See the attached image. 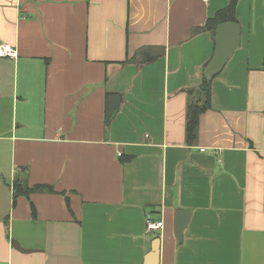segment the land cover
Instances as JSON below:
<instances>
[{
    "label": "crops",
    "instance_id": "1",
    "mask_svg": "<svg viewBox=\"0 0 264 264\" xmlns=\"http://www.w3.org/2000/svg\"><path fill=\"white\" fill-rule=\"evenodd\" d=\"M229 2L0 0V264H264V0H239L241 45L186 139ZM13 177L56 193L14 206Z\"/></svg>",
    "mask_w": 264,
    "mask_h": 264
},
{
    "label": "trees",
    "instance_id": "2",
    "mask_svg": "<svg viewBox=\"0 0 264 264\" xmlns=\"http://www.w3.org/2000/svg\"><path fill=\"white\" fill-rule=\"evenodd\" d=\"M239 0H230L229 5L218 11L213 19L208 21V26L212 27L211 33L215 36V31L218 25L222 23H236L237 22V7ZM213 80L208 81L203 75L202 83L199 87L193 89L191 100L187 107V122H186V139L187 143L192 146L195 145L199 135V125L201 116L212 107V83ZM127 160H123L126 162ZM34 193H56L54 188L49 185H37L32 188L27 187L20 178H17L13 183V201L14 206L16 201L21 196L29 197Z\"/></svg>",
    "mask_w": 264,
    "mask_h": 264
},
{
    "label": "water",
    "instance_id": "3",
    "mask_svg": "<svg viewBox=\"0 0 264 264\" xmlns=\"http://www.w3.org/2000/svg\"><path fill=\"white\" fill-rule=\"evenodd\" d=\"M211 29V27H209ZM215 52L204 69L205 78L210 81L219 75L228 62L233 57L236 49L241 45V29L237 23H222L217 26L214 36ZM146 52H158V49L147 48L141 53ZM163 53V51H161ZM153 58V54L146 60ZM155 58V57H154ZM121 97L119 95H112L107 99L106 104V122L109 123L117 111L120 109ZM191 218L190 212L179 211L176 215V234L180 242L183 241L184 231L186 230ZM15 247L23 253H31L34 251L24 250L18 243H15ZM153 254L157 255L159 252L158 242L154 244L152 248Z\"/></svg>",
    "mask_w": 264,
    "mask_h": 264
},
{
    "label": "built area",
    "instance_id": "4",
    "mask_svg": "<svg viewBox=\"0 0 264 264\" xmlns=\"http://www.w3.org/2000/svg\"><path fill=\"white\" fill-rule=\"evenodd\" d=\"M202 1L207 2L209 0H202ZM16 57H17L16 50L10 44L5 43L0 45V58H16ZM202 151L204 152L205 150ZM146 224H147V229L149 231H157L159 229H162L164 226V223L162 221L154 222L150 218L147 219Z\"/></svg>",
    "mask_w": 264,
    "mask_h": 264
},
{
    "label": "rangeland",
    "instance_id": "5",
    "mask_svg": "<svg viewBox=\"0 0 264 264\" xmlns=\"http://www.w3.org/2000/svg\"><path fill=\"white\" fill-rule=\"evenodd\" d=\"M6 162H7V160L5 158L4 161H2V163L0 164V172H2L3 175L8 176L9 164ZM16 178H14V177L12 178L13 183H14V179L16 180ZM5 180L7 181V184L11 186L12 183L10 181V178L8 177V179L6 178ZM12 188H13V186H12Z\"/></svg>",
    "mask_w": 264,
    "mask_h": 264
}]
</instances>
